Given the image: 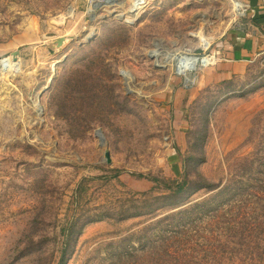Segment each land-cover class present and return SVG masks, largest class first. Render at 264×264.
Returning <instances> with one entry per match:
<instances>
[{"label": "rangeland", "instance_id": "374dc122", "mask_svg": "<svg viewBox=\"0 0 264 264\" xmlns=\"http://www.w3.org/2000/svg\"><path fill=\"white\" fill-rule=\"evenodd\" d=\"M92 4L0 0V264H264V52L225 44L244 19Z\"/></svg>", "mask_w": 264, "mask_h": 264}, {"label": "crops", "instance_id": "0c3cea01", "mask_svg": "<svg viewBox=\"0 0 264 264\" xmlns=\"http://www.w3.org/2000/svg\"><path fill=\"white\" fill-rule=\"evenodd\" d=\"M225 3H238L243 8L242 19L244 21L238 25L237 31L231 32L225 41L227 49L230 44L235 45L236 52L233 58L240 60H250L264 52V0H224Z\"/></svg>", "mask_w": 264, "mask_h": 264}, {"label": "bare ground", "instance_id": "6f19581e", "mask_svg": "<svg viewBox=\"0 0 264 264\" xmlns=\"http://www.w3.org/2000/svg\"><path fill=\"white\" fill-rule=\"evenodd\" d=\"M92 1H93V4L90 6V10H92V9L94 10V9H96V7L97 8L100 7V5H99L100 3H102L101 8H105L106 6H111L112 8H114V7L119 5V2H124V1H127V0H92ZM131 1H132L133 6H134V3L136 1L142 2L143 4H146L145 5V8H146L147 6L150 5V3L152 1H155V0H131ZM130 8L131 9L127 12V14L134 12V9L132 8V5H131ZM143 8L144 7H142L141 9H143ZM109 10H106V12L108 14L115 15L117 18H122L123 19L124 15H126L123 12H121V13H118V12L112 13ZM231 13L233 15V18H232L233 20L236 19V18H240L243 15V8L241 7L240 4L234 3L233 7H232V10H231ZM118 14H120V15H118ZM208 45H209V43L206 41L205 42V47L207 48ZM200 63H203V65H205L207 63V60L206 59H202L201 57H195V56L188 57L187 60H186L185 66H184V69H187V70H185V71L183 70V72L187 73V72L191 71L194 67H196V65H198ZM186 84H188L189 86H193L195 84V79L190 77V76H188V74H187L186 75ZM98 138L100 139V142L103 141V138L100 135H98Z\"/></svg>", "mask_w": 264, "mask_h": 264}, {"label": "water", "instance_id": "95a60500", "mask_svg": "<svg viewBox=\"0 0 264 264\" xmlns=\"http://www.w3.org/2000/svg\"><path fill=\"white\" fill-rule=\"evenodd\" d=\"M94 34H96V33H93L91 36H90V38H89V40H88V42L89 43H91V41L95 38V35ZM53 81V80H52ZM105 147H107V146H105ZM107 156H109V154H107Z\"/></svg>", "mask_w": 264, "mask_h": 264}, {"label": "trees", "instance_id": "16d2710c", "mask_svg": "<svg viewBox=\"0 0 264 264\" xmlns=\"http://www.w3.org/2000/svg\"><path fill=\"white\" fill-rule=\"evenodd\" d=\"M189 243V241H184L183 242V244L185 245V244H188ZM186 250H188L187 248H183V251H186ZM264 259V258H263ZM196 264H199V263H196Z\"/></svg>", "mask_w": 264, "mask_h": 264}]
</instances>
